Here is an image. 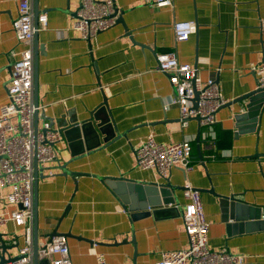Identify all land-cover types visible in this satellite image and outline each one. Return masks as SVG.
<instances>
[{
    "label": "crops",
    "instance_id": "0c3cea01",
    "mask_svg": "<svg viewBox=\"0 0 264 264\" xmlns=\"http://www.w3.org/2000/svg\"><path fill=\"white\" fill-rule=\"evenodd\" d=\"M67 1L70 11L78 8L79 0H38L47 17L46 27L37 33V100L44 107L39 125L43 118L53 120L52 127L61 131L62 124L84 122L106 103L116 135L68 166L80 172L74 178L56 168L70 158L64 137L55 144L58 162L42 168L44 177L37 184L38 245L71 234L66 238L72 264H95L98 253L108 264H152L163 252L186 248L182 190H175L174 205L149 208L150 213L133 217L104 183L107 176L165 181L136 164L134 147L150 134L158 143L187 141L191 146L192 169L174 166L164 176L173 186L212 185L216 194H236L260 207L264 219V157H255L264 154V104L254 131L238 132L234 126L232 116L245 110L246 100L220 107L211 128L196 119L182 126L178 106L165 107L174 90L168 75L157 69L156 59L158 53L175 52L202 80L213 79L227 103L234 102L257 86L255 67L264 58L259 28L264 0H172V7L113 0L131 37L116 23L90 41L71 28L75 17L66 11ZM16 16L15 1L0 0V107L7 101L10 52L21 48L12 29ZM182 20L194 21L196 30L177 43L171 26ZM9 191L0 188V214L14 208L5 202ZM199 193L209 223L208 248L242 254L246 264H264V227H246L244 221L232 231L221 217L217 196ZM253 221L248 224L257 223ZM0 235L6 245L18 243L8 250L16 255L23 245L22 230L7 222L0 225Z\"/></svg>",
    "mask_w": 264,
    "mask_h": 264
},
{
    "label": "built area",
    "instance_id": "2783aa9c",
    "mask_svg": "<svg viewBox=\"0 0 264 264\" xmlns=\"http://www.w3.org/2000/svg\"><path fill=\"white\" fill-rule=\"evenodd\" d=\"M17 16L12 22L19 50L10 52V81L6 87L7 101L0 107V188L9 187L5 202L14 208L0 214V225L12 222L22 230L23 245L18 249L20 258L0 264H33V182L34 159L38 167L58 159L55 144L62 139L60 130L53 128L45 118L34 129V115L44 112L43 106L33 101V37L47 25L45 13H39L34 22L33 0H14ZM150 6L172 7V0H144ZM80 8L71 28L83 40H94L97 35L116 24L113 15V0H79ZM175 42H185L196 30L192 20L173 21ZM264 39V20L259 23ZM157 69L167 74L173 87V97L166 106L175 104L179 110V121L185 126L189 119L199 117L200 126L211 128L216 122L215 113L227 99L213 79L202 80L196 68L179 62L175 52L156 54ZM257 88H264V63L255 67ZM198 94L197 106H193L194 94ZM213 144L210 142L209 146ZM134 153L137 166L151 169L165 176L172 167L192 169L191 146L187 141L171 144L158 143L152 134L139 140ZM213 159L214 155H210ZM51 173V172H50ZM186 202L183 205L182 222L187 236V247L166 251L152 264H246L242 254L208 248L209 223L205 218L200 193L186 182L182 189ZM2 253L0 243V256ZM39 259H48V264H72L67 238L64 235L51 237L38 245ZM95 264H108L104 254L95 256Z\"/></svg>",
    "mask_w": 264,
    "mask_h": 264
},
{
    "label": "water",
    "instance_id": "95a60500",
    "mask_svg": "<svg viewBox=\"0 0 264 264\" xmlns=\"http://www.w3.org/2000/svg\"><path fill=\"white\" fill-rule=\"evenodd\" d=\"M80 8V4L75 11L69 10V4L67 1L66 11L72 14L75 18L77 17V11ZM114 13L116 16V23H121L124 27L125 35L131 37V32L124 23L122 14L119 12L118 8L113 3ZM41 11L38 8V0H33V14L34 22L36 25V20L38 14ZM37 33L33 37V101L35 106L38 105L37 100V81H36V63L38 58V48H37ZM41 50V48H40ZM264 63V58L262 60ZM198 94H194L193 106H197ZM246 100L245 110L243 112H235L233 114L234 126L238 132L244 131H254L257 124V116L264 104V88H255L253 91L245 94L244 96L237 98L234 102H226L224 105H230L233 103L241 102ZM192 119L199 120V117H194ZM50 125H53V120L49 121ZM249 122V125H248ZM38 123V113L34 115V129L36 130ZM71 126L67 127L66 124H62L61 131L62 137H64L65 142L68 146L70 153V158L59 163L56 168L63 172V175L70 176L74 178L79 175L80 172L70 170L68 166L74 161L81 159L86 155L88 151H92L99 147L102 142L108 143L116 135V130L113 122H111L108 116V109L106 103L99 106L92 114L91 117L81 123L76 121L70 122ZM264 157V154L256 153L255 157ZM58 162V159L56 160ZM34 168V182H33V247H32V260L33 264H48V259H39L37 254L38 241H37V184L38 179L44 177L42 174V168L38 167L36 160L33 162ZM181 168V167H180ZM184 170L183 168H181ZM165 181H137L129 179L123 176H107L104 178V183L109 186L112 191L117 196L122 207L127 209L133 217L143 216L148 214L149 208H156L160 206L174 205L175 203V190H182L183 186H173L169 180L161 176ZM200 191H208L209 193L215 194L218 198L219 208L221 211V217L223 221L227 224L229 229L235 231L236 227L241 228V222L246 221L245 226H254L259 224L264 227V219L261 218V208L251 206L247 202L237 198L236 194H216L212 188V185L208 189L195 188ZM176 208V207H175ZM171 208H168V210ZM155 211V210H153ZM152 211V213H154ZM253 215V217H251ZM250 220H254L257 223L248 224ZM253 221V222H254ZM58 234L54 232L53 235ZM65 237H70L71 234H63ZM0 243L2 253L0 256V263L6 261H15L20 258L19 254L9 255L8 250L11 247H17L18 243L12 245H6L4 240L0 235Z\"/></svg>",
    "mask_w": 264,
    "mask_h": 264
}]
</instances>
